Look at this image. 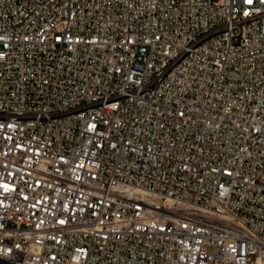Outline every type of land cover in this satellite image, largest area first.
Listing matches in <instances>:
<instances>
[{"label":"built area","instance_id":"2783aa9c","mask_svg":"<svg viewBox=\"0 0 264 264\" xmlns=\"http://www.w3.org/2000/svg\"><path fill=\"white\" fill-rule=\"evenodd\" d=\"M0 264H264V0H0Z\"/></svg>","mask_w":264,"mask_h":264},{"label":"snow or ice","instance_id":"6c2138e0","mask_svg":"<svg viewBox=\"0 0 264 264\" xmlns=\"http://www.w3.org/2000/svg\"><path fill=\"white\" fill-rule=\"evenodd\" d=\"M249 2H251V0H249Z\"/></svg>","mask_w":264,"mask_h":264}]
</instances>
